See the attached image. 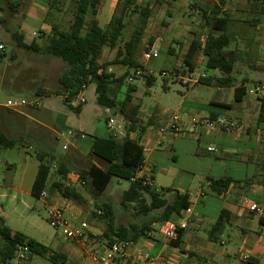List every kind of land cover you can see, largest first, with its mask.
I'll use <instances>...</instances> for the list:
<instances>
[{
	"label": "rangeland",
	"instance_id": "rangeland-1",
	"mask_svg": "<svg viewBox=\"0 0 264 264\" xmlns=\"http://www.w3.org/2000/svg\"><path fill=\"white\" fill-rule=\"evenodd\" d=\"M106 1L116 2L114 15L125 14V28L118 47H104L100 58L101 64L113 62L118 48H123L135 30H143L142 41L137 53V60L140 64L138 69L142 71V75L136 77L131 83L126 80L122 87L114 86L112 89L119 98L122 92L128 91L130 85L135 87V91L130 94L131 101L127 103V106L125 105L126 115H129L128 112L132 106L139 104L142 114L146 116L145 120H148L150 116L161 129H164L171 116L178 112L180 103L185 100L192 101L202 98L204 101H222L232 103L233 107L239 106L233 97L236 88L242 85H245L247 91L244 97L245 102H250L255 107L263 103L260 99H264L263 92H256V88L264 91V15L259 11H252V0H224L222 6L226 10L223 12L221 10L220 16L228 20L225 32L230 38L225 53L229 59L234 61L231 74L233 82L231 86L221 87L224 88L223 91L218 84V79L226 75L217 68H210L206 65V57L202 51L205 41L201 43L202 50L195 61V73L198 76L205 72L208 78L200 80L197 86L183 84L179 79L187 73L184 65L186 53H182L185 49L184 42L182 39L178 40L185 33L184 27L190 26V32L194 33L199 40L202 37L206 40L212 31L203 17L204 12L200 10L194 14L190 6L199 4L203 7L209 0H135L134 5L129 6L128 9H125L126 0ZM76 2L77 0H2L3 10L0 9V46L3 47L0 50L2 54L0 60V134L7 136L12 133L11 139L15 141V144L12 148L1 149L0 147V176L5 180L15 177L17 183L25 186L40 164L37 153L43 154L42 151H47L57 161L56 167H53L52 178L57 175V169L63 162L62 159L70 160V164L67 165L72 170V174L67 184L78 191L79 199H73V201L85 212L77 218L66 213L65 217L72 225L80 227L81 223L86 221L89 227L93 224L96 228L99 226L100 232L103 233L107 227L106 220L99 218L98 215L95 217V214L100 211L99 206L105 203L113 206L118 224L126 227L132 224L142 226L144 223H151L157 211L143 214L139 211L138 203L122 205V195L130 188V181L114 177L106 191L95 197L89 185H83L82 181L78 180V173L83 168H88L89 164L83 165L73 160L76 154L87 159L93 139L109 136L107 120L110 117H115L119 125H122L123 120L128 124L126 116L122 115L119 109L108 112L107 108L97 103L95 83L89 84L84 91L86 99L84 104L79 103L78 96L66 102L65 96L55 95L61 87L59 78L68 68L67 64L59 58L20 48L12 37L15 31L21 32L20 27L23 22L25 24L22 30L27 41L32 33H35L36 38L42 36L43 31L40 28L42 24H54L62 30H68L73 22ZM217 2L219 5L222 4L221 0ZM106 6L108 5L106 4L105 8ZM214 7H210L211 10ZM38 8H45L48 11L42 23L39 22L42 19V13L38 11ZM141 8H149L150 15L145 16L140 13ZM170 9H173L171 16L169 15ZM200 19L202 23L193 27ZM101 23L103 25V16ZM214 34L219 35L220 32L214 31ZM157 40L156 50L159 51L160 56L157 59L145 61L144 53L151 50ZM173 42L174 52H180L181 57L180 53L177 56L168 53V48L173 45ZM179 57L180 63L178 64ZM109 68L117 78L129 71L124 65H112ZM134 70L135 68L128 73L132 74ZM163 72L169 75L164 76ZM145 76L154 77L156 82L152 86H147ZM43 92L46 96L42 97ZM122 98L125 99V97ZM37 99L40 106L36 108L24 107L12 110L5 107L9 100L32 102ZM17 112L22 113L24 117L18 115ZM8 115L14 116L17 123L9 124ZM9 125L11 131L16 132L7 134ZM123 129L125 130V125ZM37 133L43 138L34 140L30 144L27 143L28 146H26L24 143L27 137ZM80 133H83L84 138L79 137ZM125 134H127V129ZM162 135L163 133L158 132L157 139H161ZM123 138L120 137V140ZM171 142L172 139L169 136L164 140L163 148L166 151L164 155L159 156L162 165L180 169L187 161L199 175L202 170L201 163L188 157L187 150L182 152L179 149L177 159H175L171 150ZM64 146H67L66 150ZM47 159L50 160V157ZM174 161L177 163L174 164ZM7 166H11V169H7ZM160 168L161 166L155 172L156 183L160 189L161 187H173L175 185L173 183L177 185L181 180L184 181L183 183L186 182L181 177L174 182L173 175L162 172ZM199 188L200 184L195 181L190 192L194 193ZM42 214L46 220L47 215L44 208H42ZM46 224L52 231L48 221ZM233 236L239 237L241 234L236 231ZM140 242L142 243L143 240L141 239ZM1 244L0 239V247ZM0 264H3L1 258ZM33 264L52 263L38 257ZM83 264H90L87 256L83 258Z\"/></svg>",
	"mask_w": 264,
	"mask_h": 264
},
{
	"label": "crops",
	"instance_id": "crops-1",
	"mask_svg": "<svg viewBox=\"0 0 264 264\" xmlns=\"http://www.w3.org/2000/svg\"><path fill=\"white\" fill-rule=\"evenodd\" d=\"M106 4L108 5L106 6L107 8H105ZM115 4V1L109 3L106 0H101L95 18L102 28H105L110 23L114 15ZM217 4V0H209L203 7L199 4H194L190 8L194 14L200 10L210 12V7ZM225 10L226 8H222V12ZM38 11L42 13V19L39 20L42 23L48 11L45 8H38ZM171 11L173 9H170V16ZM102 16L103 25L101 23ZM201 23L200 19L193 27H197ZM24 24L25 22L21 24L22 27ZM52 25L54 24H42L40 28L44 35L41 34V37L38 36L36 38L35 33H32L31 38L28 39L29 41L26 40L22 27H20V30L24 34L27 44L37 42L39 45H44L51 34ZM189 27H184L185 33L178 38V40L182 39L184 42L186 50H182L183 54L187 52L194 40H198L200 45L204 41L206 42L204 37L199 40L194 33H191ZM157 42L158 40L151 49H156ZM174 47L173 42V45L168 48V53L177 56L180 52H174ZM180 57L178 64L180 63ZM192 85L197 86L199 84ZM221 89L223 91L224 88ZM126 92H122L121 97H116V109H119L122 115L126 116L127 120L132 118L136 111L139 126L145 128L141 140L146 150V163L137 175L139 177H150L153 181V186L158 191L161 189L171 190L170 193L166 194V198L170 201L176 192L187 193L193 209V215L189 220L187 229L183 231L178 247L168 245L162 240L160 232L165 222L152 221L151 223L149 222V233L151 235L142 237V243L140 242L141 239L136 243H129V258L114 264H166V262L170 263L177 260L183 261L185 264H264V123H258L262 104L255 107L250 102H245V98L237 103L239 106L235 107H233L232 103L214 100L204 101L202 98H196L192 101H182L178 112L185 116H195L204 119H215L225 116L240 121L244 128L242 131L232 133L220 130L209 131L204 128L193 131L192 124L187 123L183 133L174 134L166 131L162 132L157 122L153 118H150V116H148V120H145L146 116L142 114L139 104H137L138 106H132L128 112L129 115H126L125 105L127 106V103L131 101H127ZM122 97H125V99ZM233 99L235 100V95ZM217 103L231 104L232 107L231 109H224L215 105ZM17 113L24 117L22 113ZM13 117L12 115L7 116L9 124L17 123ZM9 132L16 131H11L9 125L7 134ZM158 132L163 133L161 139H157ZM11 134L7 135V137L12 138ZM167 136L172 139L170 145L175 159H177V153L180 150L182 152L187 150L189 153L188 157L190 156L201 163L202 170L199 175L196 174L187 161L180 169L162 165L159 156L165 154L166 150L163 148V143ZM41 137L38 133L31 137L29 135L24 144L28 146L30 142L38 140ZM210 147L215 150L208 151ZM42 153L49 155L53 171V167H56V159L47 151H42ZM40 154L41 152L37 153V155ZM73 160L83 165L85 163L86 165L89 164V167L94 164L103 169L106 168V163L90 155L87 159H83L81 155L76 154ZM62 161L65 165L70 164V160L62 159ZM174 162V164L177 163V161ZM159 166H161L160 170L162 172L173 175L174 182H176L178 177L186 180V182L183 183L184 181L181 180L177 185L173 183L175 184L173 187H161L160 189L155 177V172ZM8 168L11 169V166H7ZM38 168L39 165L35 174L30 176L25 186L17 183L15 177L5 180L0 176V215L4 218L6 226L12 231L19 232L30 239L50 247L56 252L64 253L67 256L66 264H83V258H86V256L89 258L90 264H93L90 254L93 251H102L106 246L100 239L102 233L99 226L96 228L93 224V226L89 227L87 237L82 242L68 239L54 229L51 231L46 224L47 219L45 220L43 217L42 208H44L47 215L49 205L61 206L64 208V215L70 213L73 218H77L85 214V212L73 199H66L58 192H49V200L38 199L33 196L31 189ZM88 168H83L82 170ZM52 171L48 185L59 179L58 175L52 178ZM70 174L68 175V179ZM228 178L232 180L228 190L221 195L215 193L211 187V180ZM195 181L200 184V188L191 193L190 191ZM202 192L204 193L203 196H201ZM246 198L254 201L258 205L259 210L251 212L244 202ZM224 210L228 212V223L219 235H210L215 222ZM155 215L152 218L159 217L160 212L157 211ZM68 222L73 229L81 227V225L80 227L72 225L70 220ZM82 223L88 224L86 221ZM231 231L232 233H228ZM236 231L241 236H233ZM158 234L159 236L157 237ZM139 244L141 245L139 246ZM137 251L149 252L155 259L154 262L135 261L131 256ZM35 259H38V257L31 258L27 264H33ZM9 264H12V261Z\"/></svg>",
	"mask_w": 264,
	"mask_h": 264
},
{
	"label": "trees",
	"instance_id": "trees-1",
	"mask_svg": "<svg viewBox=\"0 0 264 264\" xmlns=\"http://www.w3.org/2000/svg\"><path fill=\"white\" fill-rule=\"evenodd\" d=\"M221 1L222 4L215 6L210 12L204 11L203 17L212 31L207 36L203 50L198 40H194L191 43L184 57V65L188 71H194L196 58L202 50L206 57V65L210 68H217L226 75L218 79V84L220 87H227L231 86L233 82L231 74L234 69V61L229 59L225 53L226 48L229 46L230 38L225 32L228 20L226 17H220L222 6L224 5V0ZM134 2L135 0H126L125 9L133 6ZM1 3L2 0H0V9L3 10ZM100 3L101 0H77L76 11L70 28L62 30L58 26L52 25L51 34L44 45H39L37 42L27 44L24 34L20 31L12 33V37L20 48L59 58L67 64L68 68L59 78L61 87L55 92V95H63L65 96V101L69 102L70 98L79 95L84 84L95 83L97 103L107 109H116V94L112 89L114 86L122 87L131 75L128 72L133 68L138 69L140 67L137 53L142 41L143 30L140 29L133 32L123 48H118L113 62L101 64L100 58L104 47H118L125 28V14L114 15L110 23L105 28H102L95 18ZM251 9L264 15V0H252ZM140 13L149 16L151 12L149 8H141ZM85 29L86 31L84 32ZM214 31H219L220 34L215 35ZM42 34L44 35L43 32ZM1 59L2 54L0 53ZM112 65H124L129 71L117 78L112 72H109V67ZM145 81L147 86H152L156 79L152 76H145ZM134 91L135 87L130 85L126 93L127 101H130V94ZM42 95H45L44 92ZM246 95L245 85L237 87L234 101L239 103ZM260 99L263 103L258 116V123L261 124L264 123V99ZM215 105L224 109H231L232 107L231 104L224 103ZM136 115L135 111L134 116L127 120V134L123 139L120 140L111 135L107 138L95 137L93 139L89 155L106 163V168L103 169L92 164L88 169L79 172V179L85 185H89L95 197L102 195L106 191L114 177L128 180L131 185L122 195V205L138 203L139 211L143 214L159 211V217L153 218V221L160 223L177 220L181 212L191 206L187 193L176 192L170 201L166 198V194L170 193L171 190L161 189L158 191L153 185L144 186L142 184L144 178L132 181L146 160V150L140 144L145 128L139 126ZM14 144L15 141L13 139L0 134L1 149L12 148ZM48 157L49 155L47 154L37 155L40 164L32 185V195L40 199L41 192L48 190L50 193L58 192L69 200L79 199V194L75 188L66 184L71 170L62 162L57 169L59 179L48 185L52 171ZM231 182L230 178L211 180V187L215 193L221 195L228 190ZM99 209L101 214L98 212L95 217L98 215L99 218L106 220L107 227L100 236L106 246L118 241L136 243L142 237L149 236V223H144L142 226L132 224L126 227L118 224L112 205L104 203L99 206ZM227 223L228 212L224 210L215 222L210 235H219ZM182 235L183 231L180 233L179 239L171 242L170 245L178 247ZM0 239L2 242L0 258L3 264H9L16 255L18 245L24 243L30 247V259L39 257L52 264H66L67 256L64 253L56 252L19 232L12 231L6 226L5 220L1 215Z\"/></svg>",
	"mask_w": 264,
	"mask_h": 264
},
{
	"label": "built area",
	"instance_id": "built-area-1",
	"mask_svg": "<svg viewBox=\"0 0 264 264\" xmlns=\"http://www.w3.org/2000/svg\"><path fill=\"white\" fill-rule=\"evenodd\" d=\"M3 49L2 46H0V50ZM160 56L159 51L156 49H151L144 53L143 59L145 61H151L153 59H157ZM109 72H111L109 70ZM142 71L140 69H135L134 73H132L128 77V82H133L136 77L141 76ZM164 76H168L169 74L167 72H163ZM208 78L207 74L205 72L201 73L200 75L196 76L195 70L194 71H188L187 73L181 77H179L180 81L183 84L190 85V84H198L200 80ZM88 84H84L82 86V90L78 95L79 103L84 104L86 103V99L84 96V91L87 89ZM256 92L262 93L263 90L261 88H256ZM40 106L39 100H35L32 102H28L26 100L21 101H8L5 105L8 109H18V108H24V107H32L36 108ZM108 112H112L113 109H107ZM187 123L192 124L193 131H196L199 128H204L209 131L213 130H220L227 133H232L236 131H242L243 125L240 121L234 120L225 116H221L215 119H204V118H198V117H189L185 116L181 113H174L169 122L166 124V127L162 129V132H171L174 134H180L183 133L185 130V126ZM125 125V130L123 129ZM107 128L109 131V135L113 136L114 138L120 139V137L126 136V129L127 124L123 120L122 125H119L117 119L115 117H110L107 120ZM80 138H84L83 133L79 134ZM142 139V138H141ZM140 144L142 145V140L140 141ZM143 146V145H142ZM64 149H67V146H64ZM215 149L210 147L208 148V151H214ZM146 161H144L142 168L144 167ZM141 178H144L142 184L144 186L146 185H153V181L150 177H139L136 175L132 179V181L140 180ZM78 180L79 177H78ZM83 185H85L84 182H82ZM204 193H201V196H203ZM40 198L43 200H49L50 194L48 190H43L41 192ZM245 204L247 205L248 209L251 212H256L259 210L258 205L252 201L250 198H246L244 200ZM64 209L61 206L57 205H49L47 210V221L52 229H54L56 232L62 234L68 239H74L78 242H82L86 237L87 233L89 231V226L86 223H82L81 227L79 229H73L68 220L65 218L64 215ZM101 214V212H99ZM193 215V209L190 206L189 208L183 210L181 212V215L178 217L177 220H170L163 224L160 235L162 240L170 245L171 242L177 241L179 239L180 233L187 229L189 220ZM151 234L149 233V236ZM128 246L129 243L118 241L110 246H105L102 251H93L90 254L91 260L93 264H114L119 263L121 261H125L129 258L128 254ZM135 261L138 262H154L153 256L149 252L145 251H137L134 255L131 256ZM30 260V247L27 244H20L17 247L16 255L14 259L12 260V264H27ZM166 264H185L183 261L177 260L175 262H166Z\"/></svg>",
	"mask_w": 264,
	"mask_h": 264
}]
</instances>
